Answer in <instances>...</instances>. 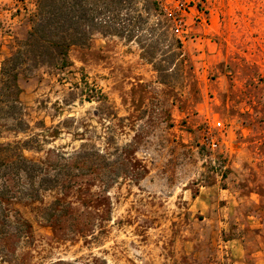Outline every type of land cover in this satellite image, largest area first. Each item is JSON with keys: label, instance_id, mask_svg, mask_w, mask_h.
Here are the masks:
<instances>
[{"label": "rangeland", "instance_id": "rangeland-1", "mask_svg": "<svg viewBox=\"0 0 264 264\" xmlns=\"http://www.w3.org/2000/svg\"><path fill=\"white\" fill-rule=\"evenodd\" d=\"M35 1L0 0V69ZM155 1L183 43L165 81L99 34L21 76L29 129L0 143L60 185L8 180L0 264H264V0Z\"/></svg>", "mask_w": 264, "mask_h": 264}, {"label": "trees", "instance_id": "trees-1", "mask_svg": "<svg viewBox=\"0 0 264 264\" xmlns=\"http://www.w3.org/2000/svg\"><path fill=\"white\" fill-rule=\"evenodd\" d=\"M171 20L155 0H36L27 36L1 63L0 137L6 131L26 133L29 129L21 102V76L41 67L62 70L72 66L71 49L89 47L97 34L137 43L142 58L154 64L165 81L168 75L163 72L183 54L180 37L170 32L174 30ZM31 143L32 139L0 143V211L4 213L15 211L12 201L17 198L9 179L26 191L30 188L31 193H20L29 198L60 185L59 173L51 178L42 162L25 156Z\"/></svg>", "mask_w": 264, "mask_h": 264}]
</instances>
